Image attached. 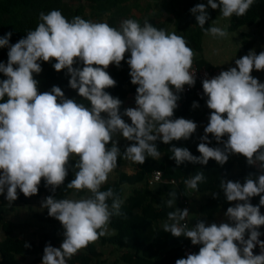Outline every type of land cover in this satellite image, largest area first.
I'll return each mask as SVG.
<instances>
[{
	"label": "clouds",
	"instance_id": "9594fccd",
	"mask_svg": "<svg viewBox=\"0 0 264 264\" xmlns=\"http://www.w3.org/2000/svg\"><path fill=\"white\" fill-rule=\"evenodd\" d=\"M253 3L207 0L206 5L197 4L189 11L205 35L225 38L227 27L205 28L207 9H219L222 18L230 19L245 15ZM39 21L15 44H10L11 32L0 37V48H8L7 63L0 62V73L6 77L0 79V195L10 204L18 198V189L25 197L36 195L42 178L45 187L55 193L71 168L74 178L67 188L87 190L91 196L56 199L50 195L41 202V208L64 229L60 247L50 243L44 247L41 264H67L81 249L109 234L113 216L123 215V200L111 188L100 190L121 156L114 137L133 142L122 155L140 165L147 157H161L157 140L169 144L187 140L196 132L198 125L192 120L172 119L180 98L177 93L183 92L185 85H195V71H191L195 53L184 37L158 29L147 20L141 26L135 19H124L116 28L81 16L69 21L54 9L40 12ZM126 53H130L126 60L130 82L137 86L136 107L121 114L122 101L105 91L117 83L106 70L112 64L120 68ZM53 59L54 70H67L68 86L88 101V106L67 98L59 86L38 91L39 81L33 76L43 71L38 61ZM235 65L202 81L201 98L207 97L211 112L197 145L200 155L172 146L169 158L177 166L185 162L207 165L209 159L223 166L230 155L239 154L246 157L248 165H258L259 172L248 174L243 183L220 180L226 201L237 202L224 213L231 223L206 225L197 219L190 227L182 223L190 215L187 208L167 213L164 232L200 245L198 253H189L175 264H264V241L258 230L264 226L260 211L264 206V83L251 75L253 69L264 71V51L257 54L250 50L235 59ZM198 106L194 101L192 107ZM122 115L130 118L131 124ZM209 134L223 147H210ZM73 156L77 159L70 164ZM204 179L200 172L184 183L196 190ZM169 196L166 206L174 208L176 194ZM256 196L260 199L254 206L250 200ZM257 245L260 254L254 255Z\"/></svg>",
	"mask_w": 264,
	"mask_h": 264
},
{
	"label": "crops",
	"instance_id": "0c3cea01",
	"mask_svg": "<svg viewBox=\"0 0 264 264\" xmlns=\"http://www.w3.org/2000/svg\"><path fill=\"white\" fill-rule=\"evenodd\" d=\"M162 1L131 0L132 3L137 5L133 11V17L139 23L146 18H153L158 29L162 28L167 33H173V27L162 26V23L164 24L169 16L166 11H162L158 7ZM256 1L254 0L253 4H257L255 3ZM164 2H168V0H164ZM208 9L213 16L210 27L213 25L221 28L227 27L228 35L225 38L213 37L205 35V32L202 31L200 48L199 50H193L195 53L193 60L200 68L225 71L235 67V59L245 56L250 50L254 49L257 54L264 51V6L261 8L263 12L259 16L254 13L251 17L246 18L245 16L243 19L245 22L241 25L235 23V15L230 19H224L220 16L219 9L213 10L210 7ZM256 16L258 17L256 18ZM92 20L96 22V19ZM101 20L104 21L105 19ZM251 75L254 78H258L261 83H264V71L253 69ZM135 96L136 92L128 96L125 100L126 108L136 107ZM202 96L200 95L193 100L187 114L181 117L192 120L198 125L196 132L189 139L179 140L186 144L185 147L191 152L196 150L197 145L201 142L200 137L204 135V127L208 124L211 112L206 106L207 97L201 98ZM194 101L199 105L196 108L192 107ZM102 116L107 118L106 114H102ZM125 122L131 123L130 118L126 116ZM114 139L118 140L117 146L122 143H131L122 136L114 137ZM223 139L227 140L226 136ZM209 140H211L210 147H223L222 144H218L215 141L211 134H209ZM155 144L161 153V157L156 159L149 157L150 165H156V167H161V164L165 165V169L169 173L175 174L182 170L180 166H187L186 163L179 166L174 163V168H167L168 162H165V158L171 156L169 149L172 146L177 147L175 140L165 144L164 147H159V140ZM243 163L244 158L236 154L230 155L228 163L223 166L218 165L212 159H209L207 165L190 164L191 170L196 166H202L201 172L204 173L205 177L203 187H208L206 190H200L199 188L196 190L189 189L184 181L190 178L191 175L180 178L173 176L170 179H164L162 183L150 186L148 184L149 174L145 176L142 182L122 185L120 199L123 200L121 209L124 211H120H123L121 212L123 215L113 216L109 224V234L100 237L94 243H90L86 248L81 249L74 255L73 258L83 259L86 264H159L169 259L168 264H175L177 259L182 258L183 246L188 238L183 236L177 238L171 236L170 233L164 232L163 223L167 220V213L175 210V208L181 210L187 208L190 215L185 222L189 223L190 227L196 224L197 219L204 221L206 225L231 223L224 213L228 207L234 206L237 202H227L224 195L221 196L218 188L220 184L217 185L216 180L237 181V177L242 173ZM229 165H231V170L226 173ZM138 170L137 163L130 160H125L123 163L120 162V165L109 175L108 181L102 186L118 182L122 173L134 176ZM171 180L183 181V184L180 185L183 191L179 197L176 196L174 208L167 207L165 203L171 198L169 193L174 192L176 194L175 191L180 187L172 185L170 183ZM135 193H139V196L131 200ZM214 195L217 198H213ZM0 196L5 198V195ZM88 196H91L89 191H77L74 189L68 198L79 199ZM44 199L45 197L35 199L29 205L24 204L19 198L11 204L9 202L5 203L0 214V245L11 239L24 245L29 244L39 247L44 235L53 233L56 238L61 240L55 247H60L64 239V229L58 220L55 224H49L42 220L46 210L41 208V202ZM250 202L252 203V200ZM1 204L4 203L0 200V206ZM258 204L254 203L253 205ZM260 211L264 215V206H261ZM42 256L41 254L37 256L13 254L15 264H29ZM0 264H2L1 251Z\"/></svg>",
	"mask_w": 264,
	"mask_h": 264
},
{
	"label": "trees",
	"instance_id": "16d2710c",
	"mask_svg": "<svg viewBox=\"0 0 264 264\" xmlns=\"http://www.w3.org/2000/svg\"><path fill=\"white\" fill-rule=\"evenodd\" d=\"M204 3L207 4V0H168V2H164V0L158 5V7L161 8L162 11H166L168 13V18L166 19L165 23H162V26H171L173 27V32L176 33L179 36L184 37V39L187 41V46L190 47L192 50H199L200 48V41H201V33L204 31L197 25V21L195 19V16L189 11L191 8H193L195 5ZM253 4L249 10L246 12L245 15L235 18V23L237 25H241L243 22V19L251 17V15L257 14L258 16L263 12L262 7L264 6L263 0H257ZM148 6V5H147ZM137 5L131 2V0H0V37H3L6 33L11 32L12 36L10 38V44H15L18 42L19 39L25 37L27 35V31L34 30L37 26L39 21V13L44 12L48 13L51 10H60L62 15L67 18L69 21L75 17V16H81L85 20L93 21L92 19H96V22H106L112 27L118 28L120 25V22L124 19H135L133 17V11L134 8H136ZM150 10V8H149ZM209 14V20L206 21L205 28L210 27V22L213 19L212 12H210L209 9H207ZM259 11V12H258ZM199 13H197L198 15ZM148 16V15H147ZM256 16V18L258 17ZM157 18V17H156ZM255 18V19H256ZM101 19H105L102 21ZM136 20V19H135ZM149 21L150 24H152L154 27H158L155 23V19L146 18L142 20L140 23L141 26H143L144 21ZM95 22V21H93ZM8 48H0V62L7 63L8 56H7ZM130 58V53L125 54V60L121 61L120 68H117L114 64L109 65L107 68V72L110 74V76L117 82L115 87L107 88L105 89L106 92H108L113 97H118L122 101V105L120 108L121 114H123L124 110L126 109L125 106V100L128 98V96L131 93L136 92V85L131 84L130 80L131 77L129 75L130 68L126 63V60ZM41 63V67L43 71L40 74H33L34 79L39 81L38 84V91L39 92H45L49 91L52 86H59L62 91L65 93V96L67 98H74L77 100L78 103H84L86 106H88L89 102L84 100L83 98H80L77 94V92L73 89H71L68 86V81L70 79V76L67 74V70H61L60 72H57L52 67V64H54L56 61L53 59L51 62H43L38 61ZM77 65H74V67ZM212 70V69H209ZM4 75L0 73V79H5ZM179 95V100L177 103H180V105L174 110V115L172 119L181 118L184 117L187 114V111L189 109V106L193 100H195L198 96L203 95L202 93L194 92L192 95H183L182 92L177 93ZM105 114V113H102ZM101 114V115H102ZM122 118L126 120V116L122 115ZM131 124V123H129ZM227 139V136H226ZM133 143V142H131ZM131 143H122L118 147L121 150V156L118 157V166L120 165V162L123 163L126 159L123 158V151L125 150L126 146H129ZM177 147H185L186 144L176 141ZM159 147H164V143L159 140ZM111 145H108L107 147H110ZM186 148V147H185ZM191 152V151H190ZM195 156H199L200 153L196 150L191 152ZM244 158V163L242 164V173L239 177H237V181L243 183L244 178L248 174L255 175L254 169L252 168V165L247 164V159L243 155H241ZM76 157H72L73 161H70V164H74V161L76 160ZM165 162H168L167 168H174L175 167V161L170 160L169 158H165ZM187 164L186 167H182V170L178 173H169L167 169H165V165L161 164V167H156V165H150L149 164V157L146 158L145 162L143 164H137L139 167L138 172L134 176H128L124 173L120 175V180L114 184H108L106 186L101 187V191H107L109 188H111L115 195L119 196L121 198V186L125 184H136L138 182H142L144 180L146 175L151 174L155 171V169H160L164 173V179H170L173 176L180 178L183 176H194L197 173L201 172L202 166H196L191 170L189 162H185ZM228 163V162H227ZM231 165L226 170V173L230 172ZM73 173L71 168H69L68 176L65 178L64 184L61 185L59 188L56 189L55 193H52L50 188L45 187V181L41 180L38 190V193L36 195H33L31 197H25L22 192L18 191V198L20 201H22L24 204L29 205L31 202L35 199H39L41 197H48L50 195H54V198L56 199H64L68 198L69 195L74 191V189L67 188V184L73 179ZM205 181L203 180L198 184V187L200 190H206L208 187H203V183ZM216 184H220V180H216ZM216 188V187H215ZM219 188V187H218ZM220 190V189H219ZM86 191V190H83ZM183 191L182 186L179 187V189L176 192V196L179 197L180 193ZM221 196H223L222 191ZM136 196H139V193H135L132 199H134ZM1 197V196H0ZM221 198V197H220ZM259 196L252 197V204L259 203ZM0 200L4 203L0 206V214L5 206V203L7 204V200L4 197H1ZM111 199L107 202L109 205H111ZM123 210V209H120ZM124 211V210H123ZM121 211V212H123ZM210 213V211H208ZM42 220L49 224H55L57 223V220L49 217L47 209L45 210L44 215L42 216ZM261 233L264 230V226H260L258 229ZM246 235L247 232H246ZM245 235V236H246ZM61 240L59 238H56L55 235L52 234H45L43 239L40 242L39 247L35 245H30V247H25L24 244L21 242H15L11 239H8L4 242V244L0 245V251L2 254V264H15L13 254H20V255H43V249L47 244H51L53 247L57 246V244ZM176 257V255H175ZM177 258V257H176ZM41 258H38V260H41ZM70 262H78L80 264H86V262L83 259L80 258H71L68 260ZM170 261H163L159 264H168Z\"/></svg>",
	"mask_w": 264,
	"mask_h": 264
},
{
	"label": "built area",
	"instance_id": "2783aa9c",
	"mask_svg": "<svg viewBox=\"0 0 264 264\" xmlns=\"http://www.w3.org/2000/svg\"><path fill=\"white\" fill-rule=\"evenodd\" d=\"M191 71H195V85L193 87H189L188 85L184 86V90L182 92L183 95H192L194 92H198L199 94L203 92L202 88V81L203 79L207 78H212L216 75H218L222 70H209L205 68H200L198 64L193 60V65ZM178 106L180 103H177ZM252 168L254 169L255 174L259 172L258 165H252ZM159 172V173H158ZM164 181V172L161 170H156L150 174V178L148 180V184L150 186H154L158 183H162ZM170 183L175 186H180L183 184L182 180H171ZM185 209V208H184ZM188 218V217H187ZM186 218V219H187ZM186 221V220H185ZM183 221L184 223H186ZM247 239V235L245 236ZM260 240L264 241V230L262 232V235L259 237ZM200 245H192L190 239L187 240V242L183 246L182 250V258H187V254L189 253H198ZM253 254L258 255L260 254V248L259 245H257L253 249ZM42 260V259H41ZM41 260H36L34 262H30L29 264H41ZM67 264H80L78 262H70L67 261Z\"/></svg>",
	"mask_w": 264,
	"mask_h": 264
}]
</instances>
